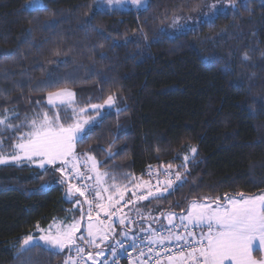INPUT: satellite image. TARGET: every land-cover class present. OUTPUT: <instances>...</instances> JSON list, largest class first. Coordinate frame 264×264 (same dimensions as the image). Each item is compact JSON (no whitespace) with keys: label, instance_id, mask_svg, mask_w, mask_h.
I'll list each match as a JSON object with an SVG mask.
<instances>
[{"label":"trees","instance_id":"16d2710c","mask_svg":"<svg viewBox=\"0 0 264 264\" xmlns=\"http://www.w3.org/2000/svg\"><path fill=\"white\" fill-rule=\"evenodd\" d=\"M31 2L0 0V114L16 111L23 120L48 111V93L67 87L82 105L114 95V108L98 116L90 137L77 143V154L94 156L102 169L120 177L145 180L149 166L171 164L186 181L149 197L145 205L153 215L139 218L132 236L141 229L164 227L168 213L186 212L191 201L205 196L264 193L260 0L175 35L164 30L166 23L173 15L192 13L186 8L177 12V7L200 0H149L146 11L95 14V0H44L47 10L29 9ZM135 46L147 56H134ZM82 63L105 67L112 79L92 81ZM50 79L55 86L45 87L43 82ZM118 108L125 111L117 114ZM3 135L10 151L14 136ZM193 146L194 157L189 151ZM109 149L115 153L111 158ZM60 177L35 165H0V264H64L72 257L66 250L53 255L41 248L16 256L36 225L46 228L74 212L79 197L68 199V184L60 183Z\"/></svg>","mask_w":264,"mask_h":264},{"label":"snow or ice","instance_id":"6c2138e0","mask_svg":"<svg viewBox=\"0 0 264 264\" xmlns=\"http://www.w3.org/2000/svg\"><path fill=\"white\" fill-rule=\"evenodd\" d=\"M237 0H228L227 6L224 0H200L198 4L185 2L177 7V12L186 8L189 12H198V16H180L173 15V26L181 31H195L197 25L214 23L219 16L226 11L237 13L239 8L236 6ZM264 6V0H261ZM242 7H247V0H242ZM32 10H47L43 0H32L28 5ZM135 8L137 11H146L149 7L148 0H95L94 14L96 12H106ZM180 19L185 21L192 19L194 23H179ZM90 23V20H89ZM95 27V25H93ZM28 35H31L29 31ZM243 59H249L247 53ZM210 63H215L214 58H209ZM45 87H54L56 81L48 80L43 82ZM75 93L68 89L49 92L47 96L48 111H41L34 116L25 115L21 120L20 114L12 112V117L19 121L14 123L7 114L0 115V149L4 144L3 134L10 132L14 136V142L9 145L11 152L6 154L0 150V165L20 166L23 164L35 165L44 172L50 169L59 172L62 179L60 183L68 184V196L78 195L84 197L83 203L88 205L87 223L85 231L81 232L82 221L85 218L81 206L80 219L73 218L69 224L54 223L47 229L40 228L36 225L40 235L26 236L20 245L16 256L27 255L34 248H41L55 255L65 249L71 250L75 247L77 256L81 257L80 261L74 260L69 256L64 264H82V253L85 248L81 243L92 248L99 249L101 244H107L110 239L115 237L116 226L113 223V217H117L121 209L117 207L121 202L126 206L128 203H137L138 201L148 200L149 197H156L157 193H163L174 190L186 183L179 172L172 171V165L162 169H152L149 166V180L137 179L135 176L126 174L124 179L128 181L123 185L115 183L116 177L110 179L113 183L105 187V177L109 176L108 172L98 170V161L94 156L83 153L82 156L77 154V143H84L91 135L93 129L99 121L93 116L87 115V108L73 107ZM116 97L109 95L104 104H92L91 108L97 111L101 108L111 109L115 106ZM71 115H68V110ZM125 111L124 108H118L117 114ZM51 112V114H50ZM67 119V123L62 121V115ZM7 113V109L5 110ZM24 129H27L24 131ZM189 151L195 156L197 149L193 146ZM115 153L108 150L109 158ZM83 157V158H82ZM187 162L189 156H184ZM90 164V167H89ZM82 167L87 171H82ZM88 172L94 174L95 187L87 183L75 184L73 180L86 181L93 179ZM155 175L156 185L151 184V178ZM163 177V179H161ZM129 185H134L136 191L132 192V198L125 200V194L130 191ZM45 187V185H41ZM155 187V191H153ZM141 189H147L146 194ZM139 193V194H138ZM105 194H107L105 196ZM91 196V198H89ZM78 205L81 204L77 200ZM115 209V211H113ZM95 210V215H93ZM101 213L108 219H101ZM175 213H168L167 219L172 224ZM128 220L127 215L119 216V225L123 226ZM182 221H187L193 226V229L199 228L200 234L197 238L194 230L187 231V235L192 237V241L185 240L184 236L169 232L164 236L153 230L148 237L149 245L164 244L165 241L171 242L173 239L185 240L188 247L181 246V250L165 257L167 264H264V258L255 259L254 251L264 250V194L256 196H245L244 193H237L230 196L227 193L223 197L205 196L199 200L190 202L186 209V214L181 216ZM143 231V229H141ZM131 229L124 231L123 236L127 237ZM77 233H81L77 235ZM81 242V243H78ZM143 243V241H141ZM116 244L121 249H125L122 241L116 240ZM112 254L115 256L117 250L110 246ZM129 247L136 249V238L133 237ZM149 252L153 251L150 246ZM164 252H171V249L164 248ZM96 255H103V252H97ZM143 256V251L140 252ZM157 257L160 253H156ZM88 259L92 264L96 260L91 252L88 253ZM142 264H147L146 261ZM156 264H162L158 258Z\"/></svg>","mask_w":264,"mask_h":264},{"label":"rangeland","instance_id":"374dc122","mask_svg":"<svg viewBox=\"0 0 264 264\" xmlns=\"http://www.w3.org/2000/svg\"><path fill=\"white\" fill-rule=\"evenodd\" d=\"M148 2H149V0H148ZM209 2H214V0H209ZM248 2H249V0H247V4H248ZM43 3L45 4L44 0H43ZM224 4L227 6L228 0H224ZM240 4H242V0H237L236 6L238 7V5H240ZM131 9H135V8L133 7ZM122 10H127V9H122ZM109 11H112V10L109 9ZM180 16L196 17V16H198V12L186 13V14H183V15H180ZM179 23H181V24H184V23L192 24V23H194V20L189 19V20L185 21L184 19H180L179 20ZM197 26H199V25H197ZM164 30L167 33H169L170 35H175V34H179V33L185 32V31L178 30L175 26H173V20L172 19L166 23V25L164 26ZM133 51L134 52H132V54L135 56V53H137V56H138L139 60H141V59H143L144 57L147 56V53L144 50H142L141 48H139V46H135L133 48ZM81 66L84 67V69H85V75H88L92 79V81H96V82H107V81H109V80L112 79L111 73L105 67L98 66V65H97L98 66L97 67V66H95L92 63L91 64H89V63H84L83 64L82 63ZM63 89H68V90L74 92V90H72L71 88H68V87L67 88H63ZM47 96H46V102H47ZM104 101H101V102H98V103H93V104H104ZM91 105L92 104H90V105H82L80 103H77V101H76V94H75V101H74L73 107L77 108V110L79 108H82V107L83 108H87L88 109L87 115L93 116V117H95V119H97L98 116H100V114L103 113V111L110 110V109H107V108H101L99 110V114H97V111L94 110V109H92L91 108ZM112 108H114V107H112ZM41 111H47V110H44V109L39 110V112H41ZM68 113H69L68 115H71V110L70 109L68 110ZM5 114H7L9 116L10 120H12V118H13L12 117V112L8 111ZM50 114H51V112H50ZM0 115H3V114H0ZM61 115H62V118H63V112H61ZM2 138L4 139V144L2 146V149H0V150H3L6 154H8V153L11 152V150L9 151L5 147V139H6V137L3 135ZM89 167H90V164H89ZM81 170L82 171H87V168L82 167ZM98 170L100 172H108L109 173V176L108 177H105V181H106L105 187H108V186H110L113 183V180L110 179V177H112V176H115L116 177L115 183H117V184L123 185L125 183H128V181H126L124 179V177H120L117 174L111 172L110 170L102 169L100 167V163L99 162H98ZM88 175L93 176V179L89 180V183L88 184L91 185L92 187H95L94 174L91 173V172H88ZM61 179H62V177H60V180ZM137 179L139 180L141 178H137ZM142 179L145 180L144 178H142ZM72 183L80 184V183H82V181L73 180ZM45 187H47V185ZM129 188H130V191L125 194V200H129L130 198H132V192L133 191H136L134 185H129ZM143 190L144 189H141V191H143ZM261 194H264V193H261ZM106 195L107 194H105V196ZM258 195H260V194H258ZM245 196H248V195H245ZM253 196H256V195H253ZM74 197H75V195L68 196V199H72ZM76 197H79V196L77 195ZM77 200H80L81 201V204L80 205H78L77 203L75 204V210H74V212L72 210V211H70L68 213L67 216L60 217V218L55 219L50 225H52L54 223L69 224V223H71L73 221V218L80 219V216H81V206H82L83 212L85 214V218L82 221L81 232H84L85 231V226H86V223H87L86 213H87L88 205L86 204V206H85V203H83L84 197H79ZM146 201L147 200H143L142 201V203L144 202L143 205L141 203V205H136V206H130L132 203H129L128 206L126 205L127 207L130 206L129 208L123 207L122 206V204H123L122 202H121L120 205H117V207L120 208L121 211H120V213L118 214L117 217H113V223L116 226V233H117L116 234L117 235L116 237L118 239H121V238L125 237V236L122 235L123 232H118V231H120V229L125 228V229H131L132 230V229H134L135 223H136V221L139 218H143V217H145V218L147 217L148 218L149 216H152L153 215V210L151 209V207H147L145 205V202ZM76 211H78V212H76ZM113 211H115V209H113ZM125 214L127 215L128 220L126 221V224L125 225L121 226V225H119V216L125 215ZM185 214H186V212H183V213H175V216L173 217L172 224H169L168 219H167V216H166V225L165 226L173 225V224H176L177 223L179 225H183L184 227H185V225H187V228H190L192 230L193 229V226L192 225L188 224L187 221H182L181 220V216H183ZM93 215H95V214H93ZM100 218L101 219H104V220H107L108 219L106 216H104L103 213H101V217ZM47 228H48V226L46 228H44V229H47ZM145 230H154V229L147 228ZM80 234L81 233H77V235H80ZM30 235H33V236H35V237L38 238V236L40 235V233H39L38 229H36L35 232L33 234H30ZM78 243H81V242L78 241ZM113 245H114V239H110L107 242V244H101L99 250L102 251L103 253H106L109 249H111L110 246H113ZM81 246L84 247L85 249L92 248V247H89V246L84 245L82 243H81ZM65 250L68 251L69 254H71L69 252L70 250H68V249H65ZM72 257L74 258V255L73 254H72Z\"/></svg>","mask_w":264,"mask_h":264},{"label":"built area","instance_id":"2783aa9c","mask_svg":"<svg viewBox=\"0 0 264 264\" xmlns=\"http://www.w3.org/2000/svg\"><path fill=\"white\" fill-rule=\"evenodd\" d=\"M161 179H163V177H161ZM82 183H89V180L86 181H82ZM151 184L153 186L156 185V178L155 175H153V177L151 178ZM153 191H155V187H153ZM145 194L147 192L143 191ZM91 198V196L89 197ZM123 203V202H122ZM129 204V203H128ZM127 204V206H128ZM123 207H127L124 205V203L122 204ZM95 214V210L94 213ZM157 232H159L160 234L167 236L169 234V232H172L174 234L177 235H181L185 237V240L187 241H192V237L187 235V231H192L194 230L195 233H198L200 231L199 228H195V229H190L187 228V231L185 229V227L183 225H179V224H173V225H168V226H164L160 229H154ZM153 230H143L141 232H139L137 235H134L132 237L129 238H121L118 239L117 237H114V243H115V248L117 250V254L114 256L113 254L108 255L107 257H102L101 255H93L95 260H96V264H142V262L146 261L147 264H156V260L159 258L162 262V264H167V261L165 259V257L167 255H171L172 253L178 252L181 250V246L183 247H188V245L185 243V240H175L173 239L171 242L165 241L164 244H154V245H149L148 243V237L149 235H151ZM133 237L136 238V249H133L131 247H129ZM198 238V236H197ZM116 240H120L123 242V244L125 245V249H121L120 246L118 244H116ZM141 241H143V243H141ZM153 248V251L149 252L148 249L149 247ZM164 248H169L171 249V252H164L163 249ZM143 251L144 255L141 256L140 252ZM71 254L74 255V260L76 261H80L81 257L77 256L76 253V249L75 247L71 248V250L69 251ZM159 252L160 256L157 257L156 253ZM69 254V253H68ZM69 254V255H71ZM81 256L83 257V261L82 264H92V260L88 259V255L84 253L81 254Z\"/></svg>","mask_w":264,"mask_h":264},{"label":"crops","instance_id":"0c3cea01","mask_svg":"<svg viewBox=\"0 0 264 264\" xmlns=\"http://www.w3.org/2000/svg\"><path fill=\"white\" fill-rule=\"evenodd\" d=\"M125 230L127 231L128 229L122 228V230H120L118 232H124ZM199 234H200V231L198 233H196V236L199 237ZM132 235H133V233H132V230H131V232L129 233V235L127 237H131ZM115 236H117V235H115ZM123 238H126V237H123ZM113 246L115 247V243H114ZM97 250L98 249H96V248H90V249H87L86 252H88V253L91 252L92 254L97 253V252H100V251H97ZM110 254H112L111 249H109L106 253H103V255H101V256L104 258V257H107V255H110ZM253 256L257 260L264 258V250L254 251L253 252Z\"/></svg>","mask_w":264,"mask_h":264}]
</instances>
